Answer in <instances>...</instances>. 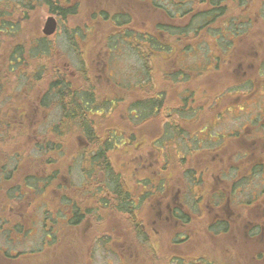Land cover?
Segmentation results:
<instances>
[{
	"label": "rangeland",
	"instance_id": "374dc122",
	"mask_svg": "<svg viewBox=\"0 0 264 264\" xmlns=\"http://www.w3.org/2000/svg\"><path fill=\"white\" fill-rule=\"evenodd\" d=\"M14 1L18 0H0V7L3 8ZM73 1L80 3V10L76 16L69 20L63 21L58 14L51 13L44 7H39L30 15L28 22L23 25L27 27L28 32L42 33L41 28L46 17L54 15L57 19V28L53 34L48 36L45 43L52 45L51 57L54 56L53 59H57L56 63H59V65L66 63L70 69H76V55L69 48L67 30L70 32V24L74 23L90 28V30L85 31L88 34V40L81 42L85 57L99 55L97 57L98 63L89 66L92 74L90 80H95L96 91L104 94V97L114 95V91L118 92L119 90L115 89L114 85L107 81L104 76L102 79L100 77L99 81L96 77V75H99L98 71L102 69L103 63L101 55L104 53V45L100 42V38L110 27L108 23L99 17L92 19L93 21L90 20L91 15L98 14L101 9H106L109 12L127 10L131 13L133 25L141 27L142 30L150 31L156 23L166 22L168 18L161 10L153 8L148 0ZM165 2L167 3V1ZM228 2L230 4L229 16L237 20H246L248 23V30L236 37L237 42L231 53L221 55L216 62L215 60L211 63L205 62L203 65L205 59L199 48L189 53H180L177 63L178 65H189L193 68L200 66L203 70L207 66L210 67L203 73L194 75L189 83L188 87L190 89L186 94H192V100L206 102L214 101L219 97L217 100L222 103L233 101L237 103L255 102L252 105L255 106L257 102L264 99V84L263 81L261 82L260 76L262 74L260 69H263L264 64V11L262 9L264 0H253L252 4L250 2L252 9L248 8L247 10L234 9L231 0H228ZM221 24L219 19L214 23L215 27H220ZM22 30L26 33L25 28ZM204 40L205 44H211L209 49H214L213 53L219 54L211 43L212 38L208 37L206 33ZM193 45H195V42L191 40L189 46ZM93 53L94 55H92ZM1 56L0 53V59ZM136 60L134 56L129 55L120 58L119 61H113L112 69L115 71L113 76L116 77L114 80L121 81L125 78L129 80L131 85L128 89L134 90L123 92L127 100L131 95H141L143 90L147 89V86H150L155 92L162 93L168 103H176L180 100V95L183 94L186 83L174 82L168 79L166 75H162L160 70L166 71L168 66L165 63L163 64L161 60L152 62V66L156 70L153 80L149 84H142L141 88H136L137 82H135V75H133ZM167 60H172V57L169 58L168 56ZM170 64L171 66L176 65L174 61ZM236 69H239L238 72H235ZM79 80H82V78ZM132 80L133 82H131ZM247 80L252 81V87L257 86L254 89L255 91L252 90L253 88H247V86L241 88L240 85L247 84L245 82ZM239 82L240 89L238 92L229 93L228 88ZM19 88L21 89V87ZM22 91L21 93L20 91L12 92L8 95V98L14 99L17 105L24 103L27 108L32 104L31 98L26 92ZM125 107L118 106L109 119L98 118L95 120L102 138L111 135L110 130L113 128H115L113 130L125 128L138 134L140 128L144 125H146V128L142 131L144 136L149 133L154 134V127L163 117L165 111L164 109L161 111L156 121L153 120L155 122L149 121L138 127V125H134L138 121L127 120L123 117V115L131 116L128 112L126 113ZM22 109H25V106H22ZM42 117L43 115H39L38 121ZM53 118L52 112L45 124L50 125L51 122H54ZM239 120L240 118H230L228 122L232 124L239 122ZM150 123L152 124L149 125ZM42 128L45 129V126L40 127V129ZM27 134L28 138H32L30 137V128L27 130ZM151 138L152 134L149 141ZM70 144L71 147L73 143ZM9 145L10 142L3 145L0 141V179H2L1 176L4 173L10 171L9 173H12L11 182H13L20 180L25 174L33 172L35 167L30 165L28 154L25 156L21 154L18 145ZM135 146L128 147L127 151L115 148L111 156L114 168L121 174L122 180L129 189L134 191V183L138 180L140 166H143V164L150 168L151 173L143 170L140 176L157 174V177L160 176L159 179L166 180V177L173 173L172 178L181 181L183 174H181V167L178 166L180 161L173 158V164L167 165L164 163L166 158L163 157V154L167 153L165 147L164 150L161 148L160 156L156 157L154 151L149 153L152 149L148 145L139 148L135 140ZM157 159L160 161L156 163ZM78 164L77 161L69 167L67 163L64 168H61L60 181L63 186L52 185L38 193L30 189H24L26 195L19 199H7V183H0V264H171V260L175 256H182L187 262L189 259L196 260L202 256L208 264H264V253H262L264 248L260 237L252 238L249 233L250 229L244 227L246 220L249 219V212L246 211L242 219L221 223L214 221L216 222L215 225L219 223L215 227L211 220L212 217L221 214L217 218H225L224 215L230 211V208L222 203L217 206L213 204V201H211L212 204L209 202L211 206H204L202 202H206L212 196L210 188L205 190L196 189L193 195L190 194L192 201L193 197H198L201 192L204 196L199 206L190 207L196 208V210L191 209L190 220L184 223L174 216V212L170 214L166 207V204L171 201V196L178 189L175 186H171L169 190L164 187L160 190L156 189L153 192L152 200L145 201L141 206V213L144 218L141 236H137L133 226L122 215L114 214L109 210H99L97 213L88 212L90 214L79 225L66 227L63 223L67 220L68 215H66V207L59 205L58 196L60 193L69 196L75 202L78 200L85 202V205L92 206V201H94L90 197L91 195L89 197L87 195L90 190H88L87 182L86 188L81 185L82 179ZM213 167L212 174H215L218 167ZM35 171L34 173L40 176L41 169ZM139 187L141 186L138 185L137 191H139ZM180 196L182 197L181 193ZM157 202H160L161 205H157ZM151 203H154L155 209L159 213L158 216L153 215L154 207L151 206ZM231 207H234V205H231ZM45 211H49L48 216L51 217L45 218ZM3 218L9 221L6 222ZM48 239L50 241H47ZM29 252L35 253L36 257L31 259V256L27 255L16 261L4 258V254L11 253L10 255H15ZM65 256H70V258L64 260Z\"/></svg>",
	"mask_w": 264,
	"mask_h": 264
},
{
	"label": "flooded vegetation",
	"instance_id": "af4514ba",
	"mask_svg": "<svg viewBox=\"0 0 264 264\" xmlns=\"http://www.w3.org/2000/svg\"><path fill=\"white\" fill-rule=\"evenodd\" d=\"M194 1L196 2V0ZM184 2H189V0H185ZM250 2L252 4L253 0H249V9L252 6L250 5ZM151 6L158 9L157 6L152 4ZM169 7L173 8L171 5H169ZM121 13L128 18V22L120 27H110L109 25L110 28L105 32H112V34L116 31L122 34L127 33L131 35V37L127 39L125 38L122 42L130 46L134 43V40L139 39L138 42H135L140 48L139 35L140 33L147 31H143L141 27L132 24L130 11L123 10ZM166 17L168 18V21H166L167 23L176 24V17H170L168 15ZM187 22L188 15H185L182 19L181 25H184ZM243 23L248 27L246 20H244ZM156 24L149 33L156 32ZM236 37L237 36L233 35L230 38H226L222 49L218 46L216 39L212 37L211 43L215 46V50L218 51L219 54L213 53L212 51L214 49H209L211 46L210 43L205 44V31L202 29L198 30L196 33H190L188 35H168L164 38V40H166V52H157L156 48H153L151 53L153 59L149 63V71L151 75L150 81L153 80L156 71L152 66V62L161 60L163 64L165 63L168 67L166 71L160 70V73L166 75L171 81L183 82L186 83V85L184 86L183 94L180 95V100L178 102L168 103L163 95L164 100L162 103H160L158 107H151V112L142 119L139 118L137 110L131 109V105L137 98H142L150 86H147V89L143 90L141 95H131L127 100L126 96L123 95V92L125 90H134L128 89L131 87L129 80H126L125 78L121 81L114 80V78H116L113 76L115 71L112 69L114 60L119 61L120 58L129 55L134 56L137 59L136 67L133 70V75H135L136 79L135 82H137L136 88H141L143 83H147L142 81L143 65L141 63L140 54L136 52L134 47L126 46L120 48L117 45L115 46V43L112 46H108L106 39H114V37L100 38V42L104 45V53L101 55L103 63L102 69H99V75H96V77H98L97 80L99 81L100 77L102 79L104 76L107 81L114 85V88L119 90L118 92L114 91V95L104 97V94L96 91L97 86L94 83L95 80H90L92 74L90 73L91 69L89 66H94L95 63H98L97 57L99 55H94L93 53L92 55L94 56L90 55V57H85L83 47L79 48V54L76 52V69H70L68 64L65 63L61 65V69L56 70L57 72L62 71L67 75L74 83L73 86L90 89L89 91L95 95V99L101 104L97 108H92V105H90V115L87 118L93 125V127L91 126V129L94 130L98 136L101 135L98 132L95 120L98 118L109 119L112 112L115 111L118 106H126V113L128 112L131 116L128 117L123 115V117L127 120L133 119L134 121H138L135 122V124L133 123L134 125H138V127L149 121L155 122L157 116H159L164 109V115L162 114L163 117L154 127V134L149 133L144 136L142 131L146 128V125L140 128L138 134L125 128H119V130H113L115 128L111 129V135H107L108 137L105 138L109 139L113 135L112 139L116 140L117 144L110 151L109 155L112 156V152L115 148L127 151L128 147H136L135 140L137 141V147L139 148L146 145L151 147L152 150L149 151V153H153L152 151H154L156 157L160 156L161 148L164 150L165 147L167 153L165 152L163 154V157L166 158L164 159V163L171 165L173 164V158H176L180 161V165L178 166L181 167V174H183L181 181H177L175 178L173 179V173H171L170 176L168 175L166 180L159 179L160 176L157 177V174L143 177L140 176L143 170L150 172V168L146 164H143V166H140V172L138 173L139 177L137 182L134 183V191H132L127 185H125L121 174L114 168V171L118 173L119 178L121 179L119 183L121 187L119 186L118 192L109 193L108 190L104 191L103 189L106 187L105 184L109 182V178L105 175L104 171H101L102 169H99L100 171L97 172L96 181L93 180V175H91V181H88L86 180L84 173L86 174V170L89 168L86 166L82 167L81 164H78L82 179L81 185L83 188H86V182L88 181V190H90L87 195L88 197L91 195L90 197L94 199V201H92V206L85 205V202H80L79 200L75 202V200H72L71 198H69V203H65L61 200L62 193H60L58 196L59 205L61 207H66V215H68V218L63 225L66 227L79 225L91 212L97 213L99 210H109L114 214L122 215L124 219L133 226L137 236H141L142 228L144 226L141 206L145 201L152 200L153 192L156 189L160 190L164 187L166 190H169L171 186H175L178 189V191L174 192V195L171 196V201L166 204V207L170 214L174 212V216L184 223L185 221L188 222L190 220L189 215L191 214V209L196 210V208L190 207L199 206V203L203 200L204 196L201 192L198 194V197H193L192 201V196H190V194L192 193L193 195V193L196 192V189L205 190L210 188L212 190V196H210L206 202H202V204L209 207L211 206L209 202L213 201V204L217 206L222 203L230 208V211L224 215L225 218H217L221 214L212 217L211 220L213 221V224L215 225L216 222L221 223L235 219H242V216H244L247 211V213L249 212L250 214L244 227L250 229L249 233L252 238L260 237V241L264 248V99H262L261 102H257L258 105L256 104L255 106H252L255 102L237 103L236 101H233L222 103L217 100L219 97L214 101H194L191 99L192 94H186L190 89L188 85L194 75H199L210 67L207 66L203 70L200 66L193 68L189 65H178L177 63V58L180 53H189L190 51L199 48L201 52H203L205 59L203 65L205 62L211 63L214 60L216 62L220 59L221 55L223 56L231 53V50L235 47L237 42ZM79 40H81V44V42L88 40V37ZM191 40L195 42V45L189 46ZM168 56L169 58L172 57V60H167ZM173 61L176 65L171 66L170 63ZM238 70L239 69H236L235 72H238ZM260 70L264 76V68ZM262 74H260L261 82L263 81L262 83L264 84V77ZM84 75L88 76L91 81L90 86L83 85L84 81L79 80ZM131 82H133V80ZM245 82L247 84L243 83L242 85L245 84L247 88H253L252 90L257 88V86H251L252 81L247 80ZM228 89L229 93H237L240 88H238V83H234ZM152 95L154 97H157L158 95L154 89ZM50 102L51 109H49V107L43 110L38 107L35 108L36 114L33 118L36 121H38L39 115H43L39 121L47 122V119L52 112L54 117L53 120L57 121L59 119L56 116V112H54V107L58 102L55 100H50ZM244 115L246 116L244 117ZM230 118H240V120L239 122L231 124L228 122ZM151 124L152 123L149 125ZM151 134L152 138L149 141ZM86 144L88 143L86 142L83 133H77L75 134V144L73 143V145L71 147L69 146L67 149H69L70 152H73V155H77L80 154L82 147ZM92 150L94 151V148H92ZM159 161L160 160L157 159L156 163ZM213 166L218 167L215 174H212V169H214ZM210 178L212 179L210 180ZM138 185L141 186L139 187V191H137ZM180 193L182 194V197L180 196ZM126 194L129 196L127 197ZM124 199L128 201H124ZM188 200L190 201L187 202ZM161 204L160 202H157V205ZM231 205H234V207H231ZM151 206L154 207L153 215L155 216L156 214L158 216L159 213L156 211L154 203H151ZM88 212L90 213L88 214ZM47 241H50V239ZM262 251V253H264V250ZM68 257L70 258V256H65L64 260ZM171 261V264H178L179 261L181 264H188L182 256H175Z\"/></svg>",
	"mask_w": 264,
	"mask_h": 264
},
{
	"label": "trees",
	"instance_id": "16d2710c",
	"mask_svg": "<svg viewBox=\"0 0 264 264\" xmlns=\"http://www.w3.org/2000/svg\"><path fill=\"white\" fill-rule=\"evenodd\" d=\"M148 1L161 9L166 16L176 17V24L158 22L156 32L149 33L150 30H143L147 32H142L139 35L140 48L136 43L139 39L134 40L135 44L130 46L122 42L125 38L131 37L127 33L122 34L113 31L114 34L104 32L102 35L104 38L114 37V39H106L108 46L115 43V46L120 48L134 47L136 52L140 54L143 65L142 81L147 82L143 84H149L151 79L149 63L153 59L151 54L153 48H156L157 52H166V40L164 38L168 35H188L202 29L208 37H214L222 49L226 38H230L231 35L238 36L247 30L243 23L244 20H237L229 16L230 4H228V0ZM231 3L234 5V9L247 10L249 8L248 0H231ZM39 7H44L49 12L58 14L64 21L79 13L80 3L73 0H18L5 5L3 8L0 7V53L2 54L0 59V141L3 145L8 144V142L10 145H18L21 154L24 156L28 154L30 165L35 167L33 172L25 174L20 180L13 182H11L12 173H9L10 171L4 173L0 183H7V199H19L26 195L24 189L38 193L52 185L63 186L60 181L61 168H64L67 163L70 167L78 161L82 167L89 168L86 170V174L84 173L86 180L91 181V175H93V180L96 181L97 172L102 169L101 171H104L109 178V182L103 188L104 191L118 192L119 186L121 187L119 184L121 179L118 173L114 171L112 158L109 155L117 141L112 139L113 135L109 139L98 136L91 129L93 125L87 119L90 115V105L92 108H97L101 104L95 99V95L89 91L90 89L73 86L74 83L67 75L62 71H56L62 67L56 63L57 59H53L54 56L51 57L53 47L50 43H48L49 45L45 43L47 36L42 33L28 32L27 27L23 25L28 22L30 15ZM262 9L264 11V6ZM185 15H188V22L181 25ZM98 17L108 23L110 27H120L128 22V18L116 10L109 12L106 9H101L98 14H92L90 20ZM218 19L222 24L220 27H215L214 23ZM70 25V32L67 30V39L71 52L76 54L82 47L79 39L87 37L88 34L85 31L90 30V28L82 27L76 23ZM24 28L26 33L22 30ZM226 35L229 36L226 37ZM82 80L84 81L83 85H91L88 76L84 75ZM240 86L245 87V84ZM19 87L24 90L22 89V91ZM18 91L20 93L21 91L26 92L31 98L32 104L29 107L26 108L27 105L24 103L17 105L14 99L8 98L10 93ZM146 91L142 98H137L131 105V109L137 110L141 119L151 112V107H158L164 100V96L160 92H157V97H154L152 88ZM50 100L58 102L54 107V112L59 119L50 125H46V122L42 121L37 122L33 118L36 114L35 108L47 109L51 106ZM22 106H25V109H22ZM43 125L45 129H40ZM29 128L32 138H28L27 130ZM77 133H83L88 144L82 147L80 154L73 155V152L67 148L70 143L75 144V134ZM71 158L73 159L70 160ZM40 169V176H38L34 172ZM126 196L129 195L126 194ZM61 197L63 202L69 203V196L62 193ZM124 201L128 200L124 199ZM48 214L49 211L44 212L45 218L51 217ZM3 219L6 222L9 221L6 218ZM10 254H4V258L16 261L22 256L29 255L31 259L36 257L33 252ZM188 262L189 264H208L202 256L196 260L189 259ZM178 264L181 262L179 261Z\"/></svg>",
	"mask_w": 264,
	"mask_h": 264
},
{
	"label": "water",
	"instance_id": "95a60500",
	"mask_svg": "<svg viewBox=\"0 0 264 264\" xmlns=\"http://www.w3.org/2000/svg\"><path fill=\"white\" fill-rule=\"evenodd\" d=\"M57 27V21L53 15H49L46 17L44 24L42 26V33L44 35H51L55 32Z\"/></svg>",
	"mask_w": 264,
	"mask_h": 264
}]
</instances>
